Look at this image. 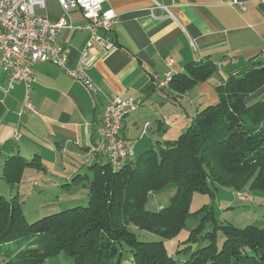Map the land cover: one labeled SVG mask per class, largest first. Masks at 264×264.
Wrapping results in <instances>:
<instances>
[{"label": "crops", "instance_id": "0c3cea01", "mask_svg": "<svg viewBox=\"0 0 264 264\" xmlns=\"http://www.w3.org/2000/svg\"><path fill=\"white\" fill-rule=\"evenodd\" d=\"M153 1L108 0L104 5L117 14L118 22L107 34L115 49L107 54L94 49L87 67L102 91L97 96L83 82L47 62L33 67L37 81L28 95L21 82L5 93L7 75L0 72L1 196L30 198L34 194L27 188L40 186L33 181L32 172H24L18 191L12 189L3 177L11 158L39 163L44 167L37 169L41 177L47 178V171L58 168V178H48L49 186L56 187L59 181L69 182L71 174L86 169L90 172L95 164L109 163L105 155L90 150L104 141L102 119L109 97L133 98L139 103L125 119L121 132V141L138 158L158 144L177 139L201 110L218 102L216 84L264 55V6L258 0H173L171 16L158 11L156 17L150 13ZM37 14L53 21L64 18L72 26L85 23L80 11L65 14L55 0L45 9H37ZM89 37L88 31L75 27L60 32L58 43L71 68L79 67ZM169 59L174 62L171 68L166 64ZM203 61H211L217 72L201 85L197 99L201 102L159 86L168 72L172 76L182 74L188 64ZM27 101L37 114L24 109ZM257 102H264V87L247 101L249 105ZM256 226L264 228V221Z\"/></svg>", "mask_w": 264, "mask_h": 264}, {"label": "trees", "instance_id": "16d2710c", "mask_svg": "<svg viewBox=\"0 0 264 264\" xmlns=\"http://www.w3.org/2000/svg\"><path fill=\"white\" fill-rule=\"evenodd\" d=\"M216 72L211 61L193 62L173 76L168 87L181 96ZM263 87L260 55L215 85L218 102L201 110L177 139L158 144L120 169L110 162L92 166L91 176L82 178L87 181V207L29 223L17 196L0 195V264H43L60 253L75 264H123L126 250L132 255L128 264H180L170 256L166 242L178 236L192 216L202 214L188 242L209 244L181 264H264V228L220 224L207 206L190 211L196 193L211 198L221 188L235 195L264 193V102L247 103ZM27 168L44 169L21 157L6 162L3 177L12 189L22 182ZM170 185L176 187L170 204L156 212L147 210L151 195ZM208 224L212 230L203 234ZM138 231L159 240H140ZM219 233L224 238L221 246Z\"/></svg>", "mask_w": 264, "mask_h": 264}, {"label": "built area", "instance_id": "2783aa9c", "mask_svg": "<svg viewBox=\"0 0 264 264\" xmlns=\"http://www.w3.org/2000/svg\"><path fill=\"white\" fill-rule=\"evenodd\" d=\"M53 0H0V72L7 75L5 93H9L16 82H21L29 94L37 77L33 67L40 62H47L63 69L71 77L80 80L93 95L102 93L98 85L87 73V67L93 60V50L100 48L105 54L115 49L116 45L108 38L118 22V16L112 9H105L108 0H55L65 14L78 10L85 18V23L72 26L66 19L53 21L48 16L38 15L37 9H45ZM165 0H154L150 8L152 16L160 11L165 16H171L170 6ZM264 6V0H258ZM76 28L90 33L89 40L80 57L79 67L69 66L68 57L58 43V36L63 29ZM172 67L173 60H167ZM172 73L168 72L161 88L168 87L172 81ZM108 106L104 112L102 124L105 128L104 141L92 152L105 155L114 169H120L126 164L136 162L133 149L121 141V132L127 116L135 112L139 103L133 98L123 99L117 96L108 98ZM24 109L37 114L30 101L24 104ZM240 201H252L249 192H237Z\"/></svg>", "mask_w": 264, "mask_h": 264}, {"label": "rangeland", "instance_id": "374dc122", "mask_svg": "<svg viewBox=\"0 0 264 264\" xmlns=\"http://www.w3.org/2000/svg\"><path fill=\"white\" fill-rule=\"evenodd\" d=\"M201 85L202 84L186 93L191 101H202L201 99L197 100L199 98L198 91L201 88ZM31 169L34 170H25V173L28 174V172H32L31 174L34 175L33 181L40 183V186L39 188H34L31 185L30 188H27L30 189V194H34L33 197L26 199H24V196L20 197L25 217L29 223H34L43 217L65 211L67 209L80 206L87 207L89 201L86 188L87 181L82 179L85 175L91 176V173L88 172L87 169L85 172L83 171L80 174H71L69 182L59 181L58 187L49 186L51 182L48 179L58 178V168L56 170L47 171V178L39 176L38 173L40 172L37 169ZM77 176H80V178L75 181ZM25 181H27V178H25ZM9 190L11 191V187H9ZM17 191L18 188H16V192ZM175 193L176 187L174 185H170L161 192L151 195L146 204V209L156 212L160 210V207H167ZM251 194L254 198V203L239 201L234 191L227 188H221L215 198L196 193L193 197L190 211L191 213H196L203 207L207 206L209 209L214 210L215 217L220 224L232 225L238 229H244L248 226H256L258 223L264 221V193L253 192ZM5 197L7 199L12 198V196L8 195H5ZM202 217H204L203 214L200 216H192L181 233L166 242L170 256H172L180 264L185 262L190 257L192 252L209 244L205 240H201L200 242H188L191 232L199 226ZM211 230V226L208 224L204 229L203 234L210 232ZM137 234L138 238L143 241L151 242L159 240L158 237L149 233L138 231ZM223 241L224 238L221 233H219L218 245L221 246ZM187 246H191L190 249L188 251H183ZM131 257L132 255L128 250L124 251L123 264H128ZM43 264H75V262L73 259L66 257L64 253H60L48 258Z\"/></svg>", "mask_w": 264, "mask_h": 264}]
</instances>
